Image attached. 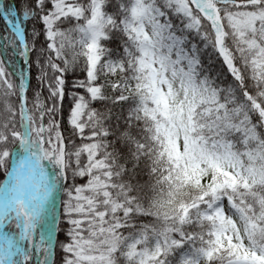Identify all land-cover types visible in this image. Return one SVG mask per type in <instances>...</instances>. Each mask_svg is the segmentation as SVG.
<instances>
[{
	"label": "snow or ice",
	"instance_id": "snow-or-ice-1",
	"mask_svg": "<svg viewBox=\"0 0 264 264\" xmlns=\"http://www.w3.org/2000/svg\"><path fill=\"white\" fill-rule=\"evenodd\" d=\"M0 264H264V0H0Z\"/></svg>",
	"mask_w": 264,
	"mask_h": 264
},
{
	"label": "trees",
	"instance_id": "trees-1",
	"mask_svg": "<svg viewBox=\"0 0 264 264\" xmlns=\"http://www.w3.org/2000/svg\"><path fill=\"white\" fill-rule=\"evenodd\" d=\"M3 179V176H2V174H0V180H2Z\"/></svg>",
	"mask_w": 264,
	"mask_h": 264
}]
</instances>
